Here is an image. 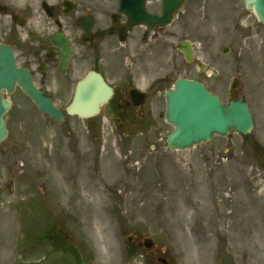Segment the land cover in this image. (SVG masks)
<instances>
[{"label":"rangeland","instance_id":"rangeland-1","mask_svg":"<svg viewBox=\"0 0 264 264\" xmlns=\"http://www.w3.org/2000/svg\"><path fill=\"white\" fill-rule=\"evenodd\" d=\"M195 5L192 39L219 71L206 84L228 102L239 79L259 148L233 132L173 150L164 117L125 137L104 112L59 122L17 93L0 143V264H158L144 246L130 251L132 235L131 249L151 237L171 264H264V25L244 0ZM52 227L66 247L46 237Z\"/></svg>","mask_w":264,"mask_h":264},{"label":"flooded vegetation","instance_id":"flooded-vegetation-1","mask_svg":"<svg viewBox=\"0 0 264 264\" xmlns=\"http://www.w3.org/2000/svg\"><path fill=\"white\" fill-rule=\"evenodd\" d=\"M162 1L147 0L148 11L158 13ZM189 1L171 24L150 28L132 23L129 9L120 12V0H0V44L11 47L16 66L65 113L78 81L89 70L102 75L114 93L97 117L104 119V112L129 137L158 126L164 117L159 103L166 107V92L178 78L207 85L218 76L219 71H210L207 42L200 46L192 39V20L200 5L189 12ZM187 46L192 61L187 60ZM158 69H165L166 75L156 77ZM18 92L23 90L16 84L9 97ZM153 248H146L152 258L171 264Z\"/></svg>","mask_w":264,"mask_h":264},{"label":"water","instance_id":"water-1","mask_svg":"<svg viewBox=\"0 0 264 264\" xmlns=\"http://www.w3.org/2000/svg\"><path fill=\"white\" fill-rule=\"evenodd\" d=\"M124 1L121 0L122 7ZM140 2L141 0H129L133 7ZM184 2L185 0H164L161 15H150L145 7H142V13L132 17L138 22L151 26L165 25L171 21ZM141 4L143 6V2ZM246 7L264 22V0H246ZM15 82L23 87L42 111L58 120L64 119L63 112L55 107L51 99L31 84L26 73L15 67L11 51L0 46V141L7 136L3 116L11 107V100L3 98V88L11 91ZM175 86V90L167 93L166 118L175 126V129L168 134V147L185 149L202 141L208 142L215 134L227 135L232 130L239 131L245 134L247 140L250 139L248 132L253 127V117L242 97L231 100L225 105L221 103L217 95L211 94L198 81L178 79ZM112 94V88L100 75L90 73L80 82L68 111L82 117L93 116L99 112L100 106L107 102Z\"/></svg>","mask_w":264,"mask_h":264}]
</instances>
